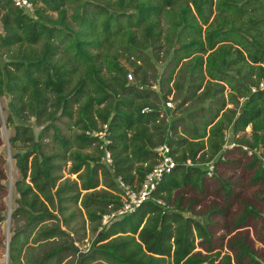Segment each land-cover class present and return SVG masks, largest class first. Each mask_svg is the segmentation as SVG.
Here are the masks:
<instances>
[{
  "label": "trees",
  "instance_id": "1",
  "mask_svg": "<svg viewBox=\"0 0 264 264\" xmlns=\"http://www.w3.org/2000/svg\"><path fill=\"white\" fill-rule=\"evenodd\" d=\"M34 5L31 15L1 0L0 98L9 100L6 128L14 131L9 142L20 174L9 264H63L75 256L77 264H218L220 254L195 253L196 240L210 246L212 236L185 216L189 209L174 193L201 189L208 166L223 162L227 133L253 152L255 180L264 184L256 155L264 156V0ZM171 96L178 102L172 121L162 107ZM32 120L42 128L38 136ZM63 127L76 130L69 135ZM164 144L176 167L151 199L105 226L87 253L74 251L79 215L98 224L120 210L122 184L139 188ZM252 213L259 215L250 208L244 217ZM236 244L241 260L255 262L244 241Z\"/></svg>",
  "mask_w": 264,
  "mask_h": 264
},
{
  "label": "rangeland",
  "instance_id": "2",
  "mask_svg": "<svg viewBox=\"0 0 264 264\" xmlns=\"http://www.w3.org/2000/svg\"><path fill=\"white\" fill-rule=\"evenodd\" d=\"M53 16L55 17L56 14ZM120 62L122 66L132 72L131 66L126 60H120ZM163 64H156L159 76L163 72ZM151 75L154 76V71L151 72ZM167 102H171L172 107H167L164 103L162 107L168 120L172 121V113H174L178 102L173 96L169 97ZM8 103V99L0 98V264H9L8 245L12 236L10 229L13 220L11 215L17 207L16 200L18 198L14 184L20 178L13 159L14 151H12L9 142V139L14 136V131L6 128ZM31 123L38 136L42 128L37 127L34 120ZM75 130L76 128L63 127L65 134H73ZM244 134L250 136V126L246 128ZM226 138L223 162L210 168L215 173L209 172L201 189L186 188L176 191L174 196L175 198L180 196L182 207L189 209V212L184 213L185 216H192L199 220L212 236L210 246L196 240V254H201L204 257L220 254L217 259L218 264H222L224 261L228 264H264V184L255 180L257 168L260 165L259 163L253 164L254 156L249 151L246 152L244 148L247 147L238 144L237 137L227 133ZM85 152L92 155L94 150L90 148ZM256 155L264 165V156L260 152H257ZM65 176H69L67 172ZM223 188L230 189L232 194L226 195ZM250 208L256 210L259 215L252 213V215L244 217ZM110 223L105 225L101 222L98 225L90 222L84 213L80 214L79 219L72 224V230L76 232L74 238L77 239L74 244L78 252L87 253L96 240L97 233L105 231V226L108 229ZM239 223L240 225H238ZM240 241H244L254 253L255 262H251L248 257L241 260L240 248L236 244ZM73 259H67L63 264H77V256H75V261Z\"/></svg>",
  "mask_w": 264,
  "mask_h": 264
},
{
  "label": "built area",
  "instance_id": "3",
  "mask_svg": "<svg viewBox=\"0 0 264 264\" xmlns=\"http://www.w3.org/2000/svg\"><path fill=\"white\" fill-rule=\"evenodd\" d=\"M12 5L19 10H22L31 15L34 14L35 5L34 0H10ZM0 11H1V0H0ZM129 79L132 80V76H129ZM167 107H172L171 102L166 104ZM102 138V136H101ZM103 149V147H101ZM247 151L248 148H244ZM158 156V164L153 168V170L146 175L143 183L139 188H130L124 186L122 184V189L124 192V205L122 208L116 212H113L103 218V223L105 225L109 224L113 220H117L118 218H122L124 216H128L134 214L138 209H140L143 204L151 199L152 194L158 189L160 183L164 179L165 176L172 174L173 170L176 167V161L174 160L171 154V148L168 144H164L159 146L156 150ZM251 155H253L252 151H249ZM104 161L111 165V155L108 151L105 152ZM191 165V162L187 163ZM214 164H210L208 166L209 172H214V170H210ZM162 204L161 202H158Z\"/></svg>",
  "mask_w": 264,
  "mask_h": 264
},
{
  "label": "water",
  "instance_id": "4",
  "mask_svg": "<svg viewBox=\"0 0 264 264\" xmlns=\"http://www.w3.org/2000/svg\"><path fill=\"white\" fill-rule=\"evenodd\" d=\"M70 246H71V248H73L76 252H78V249L75 247L74 242H71V243H70Z\"/></svg>",
  "mask_w": 264,
  "mask_h": 264
},
{
  "label": "crops",
  "instance_id": "5",
  "mask_svg": "<svg viewBox=\"0 0 264 264\" xmlns=\"http://www.w3.org/2000/svg\"><path fill=\"white\" fill-rule=\"evenodd\" d=\"M75 243V242H74ZM74 250V249H73ZM75 251V250H74Z\"/></svg>",
  "mask_w": 264,
  "mask_h": 264
}]
</instances>
